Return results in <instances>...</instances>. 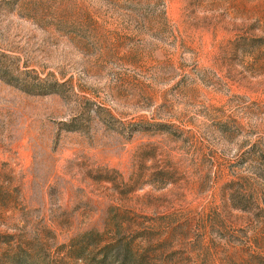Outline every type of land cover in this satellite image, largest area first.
Masks as SVG:
<instances>
[{"label":"rangeland","instance_id":"374dc122","mask_svg":"<svg viewBox=\"0 0 264 264\" xmlns=\"http://www.w3.org/2000/svg\"><path fill=\"white\" fill-rule=\"evenodd\" d=\"M264 264V0H0V264Z\"/></svg>","mask_w":264,"mask_h":264},{"label":"trees","instance_id":"16d2710c","mask_svg":"<svg viewBox=\"0 0 264 264\" xmlns=\"http://www.w3.org/2000/svg\"><path fill=\"white\" fill-rule=\"evenodd\" d=\"M23 258L22 257H19V256H16L15 259L12 261L14 262V264H22L20 262H23Z\"/></svg>","mask_w":264,"mask_h":264}]
</instances>
